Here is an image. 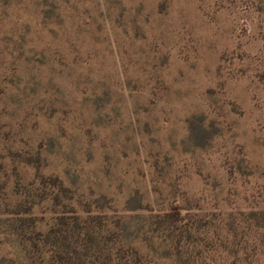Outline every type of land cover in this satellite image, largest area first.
Listing matches in <instances>:
<instances>
[{
  "label": "rangeland",
  "instance_id": "obj_1",
  "mask_svg": "<svg viewBox=\"0 0 264 264\" xmlns=\"http://www.w3.org/2000/svg\"><path fill=\"white\" fill-rule=\"evenodd\" d=\"M69 206L128 224L150 264H174L150 216L207 220L198 264H230L241 212L264 264V0H0V219L45 231ZM19 244L0 257L39 264Z\"/></svg>",
  "mask_w": 264,
  "mask_h": 264
},
{
  "label": "trees",
  "instance_id": "obj_2",
  "mask_svg": "<svg viewBox=\"0 0 264 264\" xmlns=\"http://www.w3.org/2000/svg\"><path fill=\"white\" fill-rule=\"evenodd\" d=\"M25 161L29 163L32 160L26 159ZM33 162L38 163V159H34ZM37 176L41 185L50 186L58 195L71 200V197L68 196L70 190L65 188L58 178L47 179L39 174ZM54 198L58 199L56 195ZM28 214H30L29 208L16 211L15 215L21 217L15 218L14 224H10L8 220L0 219V235L19 238L21 254H24V249L27 250V248L37 251L39 264L151 263L136 245L139 237L127 242L125 235L131 228L124 222H115L114 228H109L103 216L91 215L88 211L79 215L75 209L69 206L66 211L63 210L55 216L47 230L36 231L35 221L25 216ZM149 218L150 225L153 227V235L151 239L143 238L141 241L149 247H153L154 241H161L158 247L165 253L162 260H170L174 264H198V259L204 251L215 252L213 238L209 241H206L205 238L198 240L200 229L202 233H208V231L205 232L209 229L207 220L199 218L194 221V223H198L199 228L193 229L197 230L193 232L187 225L193 221L190 216H184L182 219L180 215L164 213L152 215ZM246 218L248 215L240 212L236 218L224 226L223 231L229 239L230 264H248L246 227L249 226ZM178 225L184 226V229L178 228ZM26 229H31L30 233H27ZM196 236L199 237L196 238ZM201 241L204 242L203 245ZM221 245L225 244L221 243ZM252 254L255 256L256 251L254 250ZM19 259L17 261L16 258L0 257V264H33L26 257L20 262Z\"/></svg>",
  "mask_w": 264,
  "mask_h": 264
}]
</instances>
